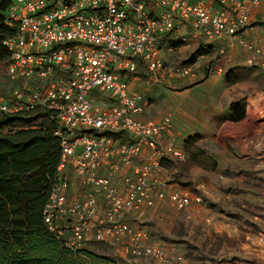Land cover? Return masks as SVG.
Returning a JSON list of instances; mask_svg holds the SVG:
<instances>
[{
  "label": "built area",
  "instance_id": "1",
  "mask_svg": "<svg viewBox=\"0 0 264 264\" xmlns=\"http://www.w3.org/2000/svg\"><path fill=\"white\" fill-rule=\"evenodd\" d=\"M258 2L9 0L2 19L12 31L1 42L11 84L0 112L41 110L56 122L59 160L42 217L65 248L102 243L117 257L166 261L162 247L147 243L145 228L123 216L140 215L165 196L177 210L188 213L196 205L200 212L202 198L175 187L165 193L172 181L160 175L165 162L182 161L186 153L170 140L171 111L144 117L149 101L133 79L150 84L192 76L204 60L206 74L221 71L225 47L213 42L252 49L239 34ZM175 40L198 51L169 63L162 48H175Z\"/></svg>",
  "mask_w": 264,
  "mask_h": 264
},
{
  "label": "crops",
  "instance_id": "2",
  "mask_svg": "<svg viewBox=\"0 0 264 264\" xmlns=\"http://www.w3.org/2000/svg\"><path fill=\"white\" fill-rule=\"evenodd\" d=\"M239 39L247 41L252 49L244 48L238 41L233 44L226 40L213 42L214 46L225 47V58L219 63L221 71L206 74V64L201 61L192 76L150 84L137 76L133 79V84L139 89L143 88L149 101L144 112L145 118H158L164 110L173 113L171 141L182 145L188 135L198 134L204 139H214L219 144L221 153L213 145L204 150L217 162L215 173L205 180L186 166L187 154L184 160L178 162L177 176V167L169 164L172 161L165 162L160 173L161 177L171 176L170 185L164 189L166 194L175 187L201 196L200 208L203 211L198 214L199 206L192 205L188 213L182 211L186 221L193 218L203 220L217 225L215 230L219 232L226 226L231 227L235 215L251 207V204L260 207L259 213L253 214V218L264 222V141L259 140V137H264V121L258 122L257 116L251 113L253 107L264 105V0H259L257 5L251 7L250 23L240 31ZM165 50L172 51L173 48ZM239 99L244 102V116L234 120L230 117L229 104ZM125 171L130 173L131 170ZM189 183L195 185L196 189ZM241 185L247 186L246 193L237 192ZM164 203H168L166 196L155 199L152 206H144L140 215L130 212L122 219L133 227L145 228L147 243L159 246L153 241L151 227L140 222L146 216H155V207ZM119 257L139 262L145 260L123 252H119Z\"/></svg>",
  "mask_w": 264,
  "mask_h": 264
},
{
  "label": "trees",
  "instance_id": "3",
  "mask_svg": "<svg viewBox=\"0 0 264 264\" xmlns=\"http://www.w3.org/2000/svg\"><path fill=\"white\" fill-rule=\"evenodd\" d=\"M8 3L9 0H0V61L9 55L1 42L12 31L2 19ZM182 45L181 40L172 42L174 47ZM135 73L141 76L140 66ZM229 107L231 119L243 118L241 99L232 101ZM33 120L36 125L30 124ZM55 124L41 110L0 112V264H124L120 257L89 247L75 252L65 248L43 222V207L59 160ZM11 125L18 127L4 130ZM200 137H186L182 143L185 153L188 142Z\"/></svg>",
  "mask_w": 264,
  "mask_h": 264
},
{
  "label": "rangeland",
  "instance_id": "4",
  "mask_svg": "<svg viewBox=\"0 0 264 264\" xmlns=\"http://www.w3.org/2000/svg\"><path fill=\"white\" fill-rule=\"evenodd\" d=\"M165 49L166 47L162 48V55L167 62L172 64H179L194 51L191 43L175 47L172 51ZM164 51H166L165 54ZM168 52L171 53L167 54ZM6 63V60L0 61V97L6 95L9 84H11L9 76L6 75ZM225 77L228 79V76ZM135 88L140 91L143 89H139L136 85ZM143 92L145 93L144 90ZM251 113L257 116L258 122L264 121V105L253 107ZM30 124L36 125L35 120ZM17 127L18 125H11L4 130ZM262 139L264 141V137H259V140ZM211 145L221 153L222 150L218 148L217 141L201 137L190 140L185 148L189 156L186 166L193 169V172L203 180L215 173L217 162L210 153L204 151ZM172 162L169 164L177 167L175 174L177 176L179 161ZM172 172L174 173L175 170ZM189 186H194L193 189H196L193 184ZM239 187L237 192L246 193V185ZM257 195H259L258 192ZM155 208L156 215L146 216L140 223L151 227L153 241L162 247L167 255L166 263H157L145 258L142 262L124 260V264H264V242L259 240L260 234H264V222L253 218V214L259 213V205L251 204V207L236 214L233 223H231L233 225L220 229V232L215 230L217 225L213 226L203 220L199 221L193 218L191 221H186L184 213L173 208L169 203L157 205ZM198 214L200 213L198 212ZM222 220L223 218L220 221ZM90 248L97 252L113 255L112 249L106 244L93 243Z\"/></svg>",
  "mask_w": 264,
  "mask_h": 264
}]
</instances>
